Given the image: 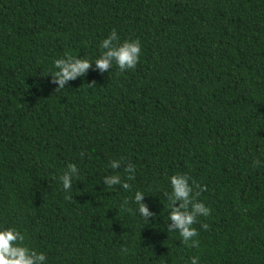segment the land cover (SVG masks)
Segmentation results:
<instances>
[{"label":"trees","instance_id":"1","mask_svg":"<svg viewBox=\"0 0 264 264\" xmlns=\"http://www.w3.org/2000/svg\"><path fill=\"white\" fill-rule=\"evenodd\" d=\"M112 30L136 67L56 90L53 61ZM176 173L211 210L194 245L167 230ZM0 227L46 264H264V0H0Z\"/></svg>","mask_w":264,"mask_h":264},{"label":"clouds","instance_id":"2","mask_svg":"<svg viewBox=\"0 0 264 264\" xmlns=\"http://www.w3.org/2000/svg\"><path fill=\"white\" fill-rule=\"evenodd\" d=\"M101 52L94 60L81 58L65 54L64 57L55 59L53 67L55 69L52 77L57 89H64L70 80H76L84 76L90 68L104 73L115 66L120 72L132 70L136 67L140 54L141 43L138 39H129L120 41L118 33L112 30L99 45ZM258 163V161H254ZM110 168L118 169L121 166L119 160H112L109 163ZM125 172L131 174L134 171L133 165L128 164ZM78 175V169L75 164H68L67 169L59 177L65 192H70L73 186V180ZM131 179V175L128 177ZM190 177L187 174L176 173L168 178L171 191L167 194L168 198V232H178L182 242L187 244L189 241L195 244L194 237L197 236V230L193 225L198 221V217H208L210 208L203 202L195 199L193 187L195 182L189 183ZM103 184L112 187L120 185L128 189L129 185L121 180L119 175H108L103 178ZM203 190V189H201ZM145 193L137 190L134 194V202L138 205L136 211L146 221L154 214L149 211V207L143 202ZM206 229L207 224H201ZM24 235L16 228L0 227V264H46V256L43 252H38L24 244ZM126 252V249H122ZM190 264H199L198 257H192Z\"/></svg>","mask_w":264,"mask_h":264}]
</instances>
